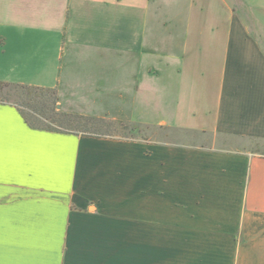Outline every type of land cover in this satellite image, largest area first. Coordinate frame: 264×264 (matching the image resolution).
I'll list each match as a JSON object with an SVG mask.
<instances>
[{"label":"crops","instance_id":"0c3cea01","mask_svg":"<svg viewBox=\"0 0 264 264\" xmlns=\"http://www.w3.org/2000/svg\"><path fill=\"white\" fill-rule=\"evenodd\" d=\"M0 80L192 133L51 131L0 102V264H264V0H0Z\"/></svg>","mask_w":264,"mask_h":264},{"label":"trees","instance_id":"16d2710c","mask_svg":"<svg viewBox=\"0 0 264 264\" xmlns=\"http://www.w3.org/2000/svg\"><path fill=\"white\" fill-rule=\"evenodd\" d=\"M0 90H7L9 95H12L17 101H24L25 104L22 102H14L11 104L18 107L26 123L32 127L51 131L71 132L84 136L113 137V127L116 125L123 126L122 121L83 116L61 111L59 109L60 99L54 88H41L23 84L0 82ZM26 107L35 112L36 115L40 116L43 121H48V123H44L42 120L41 122L40 119L39 121L35 119L38 123L31 121L24 112ZM46 110L51 114L50 117H41V115H47L43 114ZM138 127L139 125L137 124H131L129 130L133 131Z\"/></svg>","mask_w":264,"mask_h":264},{"label":"rangeland","instance_id":"374dc122","mask_svg":"<svg viewBox=\"0 0 264 264\" xmlns=\"http://www.w3.org/2000/svg\"><path fill=\"white\" fill-rule=\"evenodd\" d=\"M0 82H3L2 80H0ZM7 83V82H6ZM66 96L61 95V101L63 102V107L62 105L59 106V109L63 112H66L67 108H72V109H78V108H84L85 104L84 101L81 99V97L79 95H74L73 97V101L72 102H68L65 99ZM67 98V97H66ZM0 102H7V103H16V102H22L23 104L24 101H17V99H15L14 97H12V95H9V93L7 92V90H0ZM69 106V107H68ZM74 106V107H71ZM65 108V109H64ZM86 112H101L98 110H87V109H82ZM24 112L26 113V116L33 122H36L35 119H37L39 121L42 120L40 118V116L36 115L35 112H33L31 109H29L28 107H26V109H24ZM43 114H47V115H41V117L43 116L44 118H48L50 117V113L48 110H46V112H43ZM39 117V118H38ZM43 121V120H42ZM41 121V122H42ZM118 121V120H116ZM120 121V120H119ZM44 123H48V121H43ZM123 122V126L121 125H116L113 127L114 130V136L118 137V138H122V137H127V138H136V139H152V140H165L168 142H173L171 140H182V141H192V133H188V132H182V131H178L177 129H172V128H168L165 126H145V125H139L138 128H135V130L130 131L129 127L131 124L130 122L127 121H122ZM135 124V123H134ZM127 125V126H125ZM55 126V125H54ZM116 129V130H115ZM252 144V147H251ZM250 147L254 148V149H262L264 150V143H257L256 142H251L250 143ZM90 209L91 211H94L95 208L93 206H91Z\"/></svg>","mask_w":264,"mask_h":264}]
</instances>
